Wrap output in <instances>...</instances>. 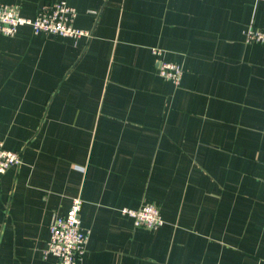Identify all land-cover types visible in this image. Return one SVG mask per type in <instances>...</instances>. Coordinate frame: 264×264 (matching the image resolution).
Segmentation results:
<instances>
[{"label": "crops", "instance_id": "1", "mask_svg": "<svg viewBox=\"0 0 264 264\" xmlns=\"http://www.w3.org/2000/svg\"><path fill=\"white\" fill-rule=\"evenodd\" d=\"M66 1L89 36L0 33V141L22 153L0 175V264H56L75 197L79 264H264V44L246 39L264 0ZM147 202L155 230L121 211Z\"/></svg>", "mask_w": 264, "mask_h": 264}, {"label": "built area", "instance_id": "2", "mask_svg": "<svg viewBox=\"0 0 264 264\" xmlns=\"http://www.w3.org/2000/svg\"><path fill=\"white\" fill-rule=\"evenodd\" d=\"M76 15L77 9L66 0L42 4L34 17L22 16L17 4L0 2V33L11 36L20 26L29 25L35 33L45 32L74 38L89 36L88 30L74 25ZM246 39L248 42L264 44V30L251 25L246 31ZM154 52L159 51L154 49ZM157 65L161 76L180 83L183 76L181 64L158 58ZM21 162L22 153L7 148L0 141V175ZM81 206L82 199L75 197L69 210L56 216L50 224V236L44 254L53 255L56 264H79L86 251L89 235L82 225ZM121 211L131 217L138 227L155 230L164 223L160 209L151 202L139 208L123 207Z\"/></svg>", "mask_w": 264, "mask_h": 264}]
</instances>
